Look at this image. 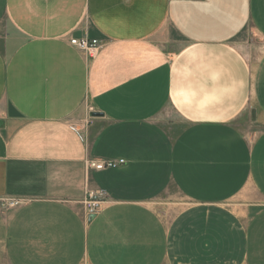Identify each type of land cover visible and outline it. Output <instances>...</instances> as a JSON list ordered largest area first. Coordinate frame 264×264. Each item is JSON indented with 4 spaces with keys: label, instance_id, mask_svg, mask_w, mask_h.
Instances as JSON below:
<instances>
[{
    "label": "crops",
    "instance_id": "1",
    "mask_svg": "<svg viewBox=\"0 0 264 264\" xmlns=\"http://www.w3.org/2000/svg\"><path fill=\"white\" fill-rule=\"evenodd\" d=\"M0 264H264V0H0Z\"/></svg>",
    "mask_w": 264,
    "mask_h": 264
},
{
    "label": "built area",
    "instance_id": "2",
    "mask_svg": "<svg viewBox=\"0 0 264 264\" xmlns=\"http://www.w3.org/2000/svg\"><path fill=\"white\" fill-rule=\"evenodd\" d=\"M71 43L78 47L81 51H87L92 56L99 49V42L97 40H89L87 38L73 39ZM123 161H104V162H90L89 166L95 170H105L109 168H116L121 165ZM106 197V192L101 190H90L85 201L90 213L95 214L101 207L103 199ZM12 203L11 205H15Z\"/></svg>",
    "mask_w": 264,
    "mask_h": 264
},
{
    "label": "rangeland",
    "instance_id": "3",
    "mask_svg": "<svg viewBox=\"0 0 264 264\" xmlns=\"http://www.w3.org/2000/svg\"><path fill=\"white\" fill-rule=\"evenodd\" d=\"M252 42V41H251ZM256 42V41H255ZM254 43V41H253ZM256 48H247L246 49V52L248 53L249 52V56H255L256 54ZM239 123L242 125V126H247L248 124V120H239ZM171 199H162L160 201H158V209L163 213V214H166L169 208V206L171 205V203L173 204L174 202H176L175 199H178V196L177 195H172V197H170Z\"/></svg>",
    "mask_w": 264,
    "mask_h": 264
},
{
    "label": "water",
    "instance_id": "4",
    "mask_svg": "<svg viewBox=\"0 0 264 264\" xmlns=\"http://www.w3.org/2000/svg\"><path fill=\"white\" fill-rule=\"evenodd\" d=\"M93 116L94 117H99V116H102V114L101 113H93Z\"/></svg>",
    "mask_w": 264,
    "mask_h": 264
}]
</instances>
